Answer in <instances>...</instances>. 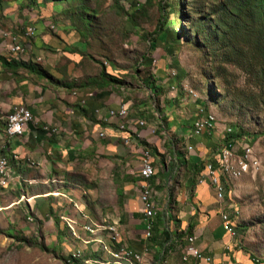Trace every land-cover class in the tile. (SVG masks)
Segmentation results:
<instances>
[{"label": "crops", "instance_id": "0c3cea01", "mask_svg": "<svg viewBox=\"0 0 264 264\" xmlns=\"http://www.w3.org/2000/svg\"><path fill=\"white\" fill-rule=\"evenodd\" d=\"M19 6L13 1L0 11L13 27L4 29L0 20V158L8 160L11 170L7 187L0 185V228L4 235L14 238L29 232L23 219L33 214L42 222L41 232L50 235L45 237L46 244L71 253L67 261L81 252L88 264H264L241 247L236 227V235L227 232L221 214H228L235 223L233 202L226 203L225 193L220 197L208 181L199 182L200 176L206 175L207 165L219 163L223 150L210 159L208 148L217 140L235 147L236 138L227 136L218 121L212 131L193 137V124L205 114L203 105H189V115L185 111L168 121L169 134L184 146L185 155L178 153V159L173 153L175 167L162 164L160 156L151 152L155 148L163 154L157 133L159 121L142 113L144 105L139 107L140 117H130L121 98L124 88L101 80V69L77 81L69 78L76 76L71 67L66 72L55 71L51 63L39 65L40 57L6 49V44L29 26L38 29L30 37L36 36V48L44 47L43 42L51 48L57 46L53 39L39 37L42 24L28 25L17 12ZM147 84L152 92L154 86L159 87L154 81ZM120 105L126 107L127 116L109 114L111 108ZM17 106L29 108L34 120L21 136L7 139L6 118ZM44 125L54 126L56 132L42 129ZM145 148L154 160L155 172L150 179L156 188L153 201L158 212L164 210L166 214L164 222H155L153 231L159 236L164 229L170 233L171 240L165 245L161 238L148 245L145 242L139 200L141 152ZM196 166L205 168L195 176ZM216 167L223 184L220 164ZM106 226L119 232L117 247ZM85 227L96 233H88ZM188 237L195 238L194 246L208 261L192 257L183 260ZM119 245L141 255L142 260L116 256Z\"/></svg>", "mask_w": 264, "mask_h": 264}, {"label": "rangeland", "instance_id": "374dc122", "mask_svg": "<svg viewBox=\"0 0 264 264\" xmlns=\"http://www.w3.org/2000/svg\"><path fill=\"white\" fill-rule=\"evenodd\" d=\"M13 1L20 5L17 12L28 25L42 24L39 37L47 36L57 43L51 48L41 40L44 47L36 48V36L30 38L34 31L27 36L30 39L21 41L24 51L28 46L23 53L42 58L38 62L41 66L51 63L55 71L66 72L71 67L76 76L69 78L77 81L96 74L102 65L119 81L115 85L124 88L121 98L130 117H140L139 107L144 105L142 113L159 121L158 140L164 150L158 153L164 156L162 164L175 167L173 153L185 155L184 146L169 134L168 121L185 111L189 115V105L194 104L203 105L205 116L214 115L222 125L219 128L233 129L235 148L254 147L259 169L239 179L222 180L225 201L233 202L241 247L256 261L264 262V81L260 73H255L264 60L255 50V37L239 38V50L246 53L237 55L231 48L233 36L230 46L228 41L215 39L212 24L218 19L232 21L224 12L220 17L213 15L221 0H0V11ZM137 1L142 5L138 6ZM163 13L164 25L158 33ZM0 20L4 29L13 30L4 15ZM194 31L209 36L211 48L196 46ZM18 34L24 38V31ZM154 39L157 49L152 52L149 42ZM74 57L82 60L76 63ZM147 81L158 83V89L152 92ZM225 147L226 143L217 140L208 148V157L212 159ZM159 218L165 221L164 210L157 213L155 222ZM23 221L29 232L14 233V238L6 237L0 228V264H69L66 258L71 253L46 244L50 235L41 232L42 222L35 215ZM153 236L159 237L153 231L145 240L147 245L153 242Z\"/></svg>", "mask_w": 264, "mask_h": 264}, {"label": "bare ground", "instance_id": "6f19581e", "mask_svg": "<svg viewBox=\"0 0 264 264\" xmlns=\"http://www.w3.org/2000/svg\"><path fill=\"white\" fill-rule=\"evenodd\" d=\"M35 30H30L28 33L29 35L32 34ZM14 36V35H13ZM24 52L23 45L21 41L18 42L17 49H14L13 53L16 54H22ZM21 106H17L13 109L12 113H16L17 110H19ZM26 113L29 114L30 120H34L33 114L29 108L26 107ZM114 114V113H113ZM116 114V113H115ZM128 112L126 107L123 105L122 110L117 113V115L121 117L127 116ZM8 118H11V114ZM216 119L214 115L211 113H208L204 118L199 119L197 122H195L197 128V136H200L204 134L207 131H212L213 128L216 125ZM194 125V124H193ZM44 130L49 131L51 133L56 132L54 129L44 128ZM226 135H233V129H230L229 127H226L224 130ZM23 134V129H21V133H12L8 137H17L21 136ZM236 135V134H235ZM7 136V135H6ZM234 136V135H233ZM248 145V144H247ZM244 156H248V147H240V149H237L235 147H225L220 153L219 162L221 172L225 177L231 178V179H239L249 172H251L253 169H255V160H247L245 164L244 162ZM149 160H151V155L149 154ZM213 164H209L206 166V175L208 174V169H212ZM218 170H216L215 178H214V188L215 191L218 193L220 197H222L225 193L224 183L222 184L220 175L218 174ZM10 168L8 164V160L5 157L0 158V185L2 187H7L10 180ZM155 172V169L153 167V170H149V180L153 177ZM150 198H152V207L154 209L153 211V217H152V226L154 228L155 224V217L158 213L157 205L153 201V187L151 185L150 190ZM221 218L223 221V224L226 227V230L231 235H236L235 231V223L231 221L230 217L226 213L221 214ZM105 229L109 232L110 240L112 243H118L120 241V234L118 231L114 229L113 226H106ZM85 230L90 234H95L96 230L91 227H85ZM153 231V230H152ZM152 232L149 235V238L151 237ZM130 255H135V258L140 261L141 255L135 253L133 250L127 248L124 245H119V251L116 254L118 257H124L126 259H132L134 260ZM67 261V260H66ZM69 264H88L87 261L84 260L81 252H76L71 255L69 260L67 261Z\"/></svg>", "mask_w": 264, "mask_h": 264}, {"label": "trees", "instance_id": "16d2710c", "mask_svg": "<svg viewBox=\"0 0 264 264\" xmlns=\"http://www.w3.org/2000/svg\"><path fill=\"white\" fill-rule=\"evenodd\" d=\"M137 3L138 6L142 5V3H139L138 1ZM220 4L221 6L218 9L212 11L213 15L217 13L218 16L220 17L219 15L220 12L221 13L224 12L226 17H229L232 21L229 20L227 21V23H224L218 19L214 24H212V28L214 29L215 39H220L219 40L220 42L228 41V46H230L229 42L231 41V37L233 36L232 37L233 47L231 48H233V55H237V54L246 53V51L239 50L240 44L237 42L239 38H243L242 36H247V35H249V38L255 37V43H254L255 50L258 56H260L264 60V0H221ZM161 9L164 12L163 6H161ZM162 17L159 22L158 33H160L164 25L163 24L164 13L162 14ZM193 36H194L193 41L196 46L201 47L205 45L210 47L209 36L205 35L204 33H200L199 31H194ZM156 40L157 39H154L149 42L150 50L152 52H154L157 49ZM88 57L92 59L90 55ZM259 65H260V69L258 72L255 73H260L261 75L260 79L264 81V62L259 63ZM101 67H102L100 74L101 80H104V82L108 81L111 84H115V83L118 84L119 81L114 76L107 74L102 65ZM154 88L158 89V87L156 86H154ZM226 147L230 148L231 144L229 143L226 144ZM151 152L153 155L160 156L161 159L164 158V156L158 153V150L155 148L151 149ZM202 168L196 166L194 175L196 176L198 173H200L202 171ZM159 220L161 219L159 218ZM159 237L162 240L161 242L162 245L169 243L171 240L170 233L165 229L161 232V235ZM159 237L153 236L151 240L153 242H157ZM172 244L173 243L171 242L166 247L165 250L167 251ZM118 251H119V246L116 249V252ZM158 262L159 261H157L156 264L160 263Z\"/></svg>", "mask_w": 264, "mask_h": 264}, {"label": "built area", "instance_id": "2783aa9c", "mask_svg": "<svg viewBox=\"0 0 264 264\" xmlns=\"http://www.w3.org/2000/svg\"><path fill=\"white\" fill-rule=\"evenodd\" d=\"M30 30H37L34 26H29L24 31V38L27 39V34L30 32ZM0 36L2 37V31H0ZM21 37L17 36L12 39L11 42L6 44V49L10 52H13L14 49H17L18 42L23 41ZM122 110V105H120L118 108H111L109 110L110 113H118ZM33 120H30L29 114L26 113V107L21 106L19 110L16 111V113H11V118H6V126L4 130V135L8 136L12 133H21V129H25L30 123H32ZM145 127V125H144ZM44 128H52L54 129V126H48L44 125L42 129ZM197 126L194 123V129H191V134L193 137L197 136ZM121 131L127 132L128 130L119 129ZM248 147V156H244V162L243 165L247 160H255V171L259 169V160L257 159L255 153H254V147L253 146H247ZM149 149L145 148L141 152V167L139 170V175L142 180L139 200L141 203V213L143 215V222L145 225L144 233H145V239H149V235L153 230L152 226V217H153V207H152V198H150V190H151V184L149 180V170H153L154 167V160H149ZM221 162H224L221 161ZM221 162L216 163L221 164ZM215 164L213 165L212 169H208L207 175H201L200 176V183H202L204 180L208 181L210 183V186L214 190V178L216 174L217 167ZM194 237H188L186 239V249H185V255L183 257V260H187L189 257H192L196 260H206L208 261V257H205L195 246H194ZM114 247H117V244H114ZM135 262H138V260L135 258V255H130Z\"/></svg>", "mask_w": 264, "mask_h": 264}]
</instances>
